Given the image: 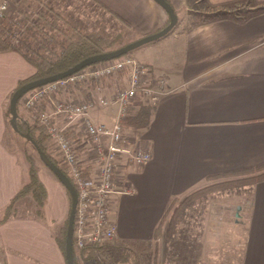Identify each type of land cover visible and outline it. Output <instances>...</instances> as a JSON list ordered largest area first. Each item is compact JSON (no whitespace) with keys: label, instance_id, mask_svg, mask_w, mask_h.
<instances>
[{"label":"crops","instance_id":"0c3cea01","mask_svg":"<svg viewBox=\"0 0 264 264\" xmlns=\"http://www.w3.org/2000/svg\"><path fill=\"white\" fill-rule=\"evenodd\" d=\"M52 1L57 6L65 2ZM76 1H89L98 9L95 16H90L93 9L88 5L87 12H76L81 19L95 20L88 23L90 32L110 34L114 29L108 23L116 21L121 27L126 24L132 28L134 40H138L157 32L169 20L153 0ZM241 1L250 5L247 10L243 7L247 15L239 19L233 15V5ZM169 2L179 23L166 36L147 44L137 60L148 65L153 75L165 78L166 85L157 86L161 94L148 126L123 128L128 147L142 146L151 157L143 166L128 165L124 156L117 162V192L109 204L116 231L102 249L104 254L114 246L132 249L155 240V229L170 202L207 185L209 176L264 163V11H259L264 8V0ZM196 15L206 19L191 24L190 18ZM33 73L34 68L18 53H0V216L25 179L17 157L3 141L5 106L18 81ZM126 82L127 78L120 76L89 83L74 87L67 96L77 101L111 98ZM90 117L96 123L110 125L116 118V108L98 107ZM51 121L57 128L66 122L63 116H53ZM75 125V131L81 134L75 143L78 158L88 164L94 159L93 142L83 134L80 123ZM43 173L53 184V191L46 187V221L35 219L33 211L19 212L18 217L0 224L2 264H66L53 232L67 218L68 197L62 190L63 199L58 203L59 181L55 182L51 171L48 174L39 168L42 182ZM246 188V224L247 228L254 227L258 236L254 241L251 233L243 237L239 245L245 252L243 264H264V180ZM249 250L251 262H247Z\"/></svg>","mask_w":264,"mask_h":264},{"label":"trees","instance_id":"16d2710c","mask_svg":"<svg viewBox=\"0 0 264 264\" xmlns=\"http://www.w3.org/2000/svg\"><path fill=\"white\" fill-rule=\"evenodd\" d=\"M166 1L171 4L169 0ZM15 5L16 9L13 15H7L0 20V53H18L34 68V73L18 81L16 87L9 94L8 101L18 87L29 81L64 72L88 57L112 50L118 36L122 34V31L105 34L100 33L99 30L88 33L82 31L76 25L69 27L68 21H65V17H68L67 11L65 9H59V6L52 0H15ZM259 11H264V8ZM174 12L177 14L175 10ZM129 53L124 56H129ZM19 102L20 100L17 102L18 116L16 120L18 130H14L9 123L11 118L9 105L7 109H5L6 127H9L12 134L20 136L21 132L29 135L35 145H33L30 140L22 136L20 137L24 139L26 145L31 147L35 156L38 158L37 160L42 163L36 147L69 178L68 170L60 164L53 140L47 133V125H52L53 122L51 120L47 123H40L38 121L39 115L47 111L48 100L45 99L35 108L29 109L28 116H24L21 113ZM152 109L153 106L140 103L134 114L122 120L123 127L134 129L147 127ZM75 126V124H72L64 129V134L68 140L77 141L81 135L79 132L75 131ZM3 141L6 146L7 143H5V138H3ZM6 147H8V145ZM12 154L17 157L16 154ZM21 157V159L17 157V160L24 171L25 179L17 193L2 209L0 224L10 218L18 217L20 215L19 203L29 197L34 202L35 219L40 222L46 221L44 208L47 202V190L39 177V168L36 165L35 157L27 148H23ZM90 167V165H87L85 169H89ZM208 180L210 182L207 185L192 191L183 200L179 201L175 199L170 202L155 229L156 239L162 236L163 226L167 220V236H170L174 232L181 218V209H184L189 203L206 199L212 193L227 192L234 189L240 190L263 181L264 163L247 169L214 174L209 176ZM65 192L69 201V214L70 197L66 189ZM170 213L172 214L168 219ZM67 220L68 215L64 223L53 232V238L63 257ZM97 248L103 249L102 246L89 244L80 251L73 250L74 264H79L80 261H93L96 263L94 251ZM127 251L132 250L129 249ZM127 257L128 256L125 254H121L119 256V261L128 263L130 258ZM132 260L133 262H130L131 264L138 263L134 256Z\"/></svg>","mask_w":264,"mask_h":264},{"label":"built area","instance_id":"2783aa9c","mask_svg":"<svg viewBox=\"0 0 264 264\" xmlns=\"http://www.w3.org/2000/svg\"><path fill=\"white\" fill-rule=\"evenodd\" d=\"M11 2L13 1L0 0V20L7 16ZM120 74H126L127 84L111 98L77 101L74 98L59 97L75 86L98 83ZM165 85V78L155 77L148 66L130 56H122L85 67L35 88L24 97L22 105L28 110L38 106L41 101L48 100L49 112L39 115L40 123H47L53 116H63L66 121L62 128L48 124L47 133L53 140L60 164L68 170L77 193L72 232L73 250L80 251L89 244L105 248L113 240L116 226L109 217V204L112 194L117 192V162L124 156L128 165L143 166L151 157L149 151L142 146L128 147L122 120L134 114L142 102L156 105L161 94L157 86ZM107 106L116 108V118L112 124L91 120L90 113L93 109ZM77 123H80L83 134L93 142L91 153L94 159L88 164L80 162L75 148L76 141L68 140L64 134L66 127ZM87 165L91 167L85 169ZM126 192L129 193V190ZM101 253L102 249L99 248L94 251V257L99 261Z\"/></svg>","mask_w":264,"mask_h":264},{"label":"rangeland","instance_id":"374dc122","mask_svg":"<svg viewBox=\"0 0 264 264\" xmlns=\"http://www.w3.org/2000/svg\"><path fill=\"white\" fill-rule=\"evenodd\" d=\"M12 1L13 2L9 4L7 15H13L14 10L16 9L15 0ZM64 1L65 2H62L63 6H59V9H63V7H65L68 17H65L66 20L63 18V21H68L69 27L76 25L82 31L90 32V25L95 20L91 17L90 19H81L78 14H76V12H87L88 5L92 6L93 9V12L90 13V16H95L98 12V9L95 8L96 6L89 1H86V4L78 3L76 0ZM66 4L69 5V8L66 6ZM248 5L250 4L245 1L235 3L233 5L234 17L239 19L245 17L247 12L244 11V8L247 10L249 7ZM78 6H81V9ZM72 10H74V12ZM204 19H206L205 16L196 15V18H190L189 21L191 24H195L197 22L203 21ZM189 21L187 20V22ZM88 23H90L89 26ZM119 25L120 24L116 21L108 23V26L112 27L114 32L122 31V34L118 36L115 44L113 45L112 50L137 41L134 40L135 35L132 31V28L128 27L126 24H122V27ZM146 45L147 44L134 49L129 53V56L137 61L139 56L143 54L141 51L146 47ZM120 76L127 77L126 74H120L114 77H109L104 81L106 82L108 79L113 78L116 79ZM29 92L23 95L19 102L20 111L26 116H28V109L23 107L22 101ZM67 93H62L59 97L61 99L69 98ZM8 105L9 101L7 100L5 109H7ZM4 138L5 143L8 145L7 148L10 152L16 154L17 157H20L21 159L23 148H27L29 152L35 157L38 168H42V171L48 174L50 173V171L37 160L38 158L35 156L31 147L25 144L24 139L19 135L12 134L8 126L6 127ZM51 176L57 183L58 180L54 177V175ZM41 178L46 185L45 187H47L50 191H53V184L51 183V185L48 182L44 173L41 174ZM57 184H59L57 187L59 203L63 199V192H65V189L62 188L60 182ZM184 198L177 200L181 201ZM248 200L249 193L247 188L212 193L206 199L189 203L184 209H181V218L179 219L174 232L170 236H167V220L163 226L162 236L159 239L155 238V240L151 239L145 241L142 244L136 246V248H132V251H127L131 248V246H114L110 252L105 254L104 252L101 253V261L95 258L96 263L93 261L88 263L87 261L84 262H86L85 264H131L133 262L132 258L134 256L136 261H138L137 264H243L245 261V252L242 250V246L239 247V245H242L241 241H243V237L245 239V235L247 236L251 233L252 241H254L258 236L256 235V229L254 227L247 228L246 217L248 212L245 211L244 207L247 205L246 203ZM19 211L22 214L32 213L34 211L33 200L30 197L24 199L19 207ZM171 214L172 213H170L168 219L170 218ZM245 229H247V232H245ZM121 254H125L128 256L127 258H130L128 263L119 261V256ZM252 258V250H249L247 254V262H251Z\"/></svg>","mask_w":264,"mask_h":264},{"label":"water","instance_id":"95a60500","mask_svg":"<svg viewBox=\"0 0 264 264\" xmlns=\"http://www.w3.org/2000/svg\"><path fill=\"white\" fill-rule=\"evenodd\" d=\"M153 1L156 2L167 13L169 20L166 26H164L163 28H161L160 30H158L157 32L153 34H149L143 38H140L137 41L131 42L115 50H110V51H107L101 54L88 57L64 72H60V73H57V74H54V75H51L45 78L32 80V81H29L21 85L13 92L9 100V113L11 116L9 123L11 127L14 130H18L17 124H16V120L18 116L17 102L27 92L35 88H38L40 86L46 85L48 83L62 79L90 65L124 56L127 53L133 51L134 49L142 45L156 41L166 36L171 31H173V29L178 23V18L174 12L173 6L169 4L166 0H153ZM20 136L30 140L32 144L35 145V143L32 141L29 135H26L20 132ZM36 149L38 151V155H39V158L42 164H44V166L52 172V174L57 178L60 184L66 189L70 197V210H69L67 226H66L64 259H65L66 264H74L73 247H72V232H73L75 207H76V202H77V193H76L75 187L72 184L71 180L61 171V169L58 166H56L41 150H39L37 147Z\"/></svg>","mask_w":264,"mask_h":264},{"label":"flooded vegetation","instance_id":"af4514ba","mask_svg":"<svg viewBox=\"0 0 264 264\" xmlns=\"http://www.w3.org/2000/svg\"><path fill=\"white\" fill-rule=\"evenodd\" d=\"M166 26V25H165Z\"/></svg>","mask_w":264,"mask_h":264}]
</instances>
